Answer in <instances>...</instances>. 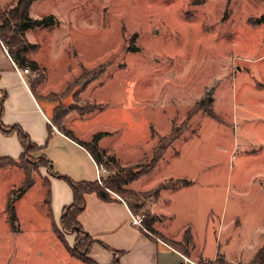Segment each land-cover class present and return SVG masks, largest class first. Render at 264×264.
Here are the masks:
<instances>
[{
    "label": "rangeland",
    "instance_id": "374dc122",
    "mask_svg": "<svg viewBox=\"0 0 264 264\" xmlns=\"http://www.w3.org/2000/svg\"><path fill=\"white\" fill-rule=\"evenodd\" d=\"M16 3L0 0V12ZM31 12L54 20L23 37L26 57L38 65L26 66L25 78L49 117L66 111L65 131L86 144L104 133L97 143L103 160L115 158L122 167L148 164L161 139L180 135L159 166L133 182L148 195L136 215L147 222L164 191L156 198L157 187H150L170 176L197 178L195 187L170 194L173 230L190 225L204 236L212 214L222 212L230 241L225 246L223 239L221 250L237 255L234 218L248 234L264 217V23L255 21L264 0H37ZM41 158L39 150L30 151L20 162L26 170L0 167V264L59 261L57 221L45 202L49 166ZM111 167L105 178L118 170ZM26 173L34 182L15 200L13 229L6 203L25 186ZM180 194L187 197L181 210V200L174 204ZM59 231L83 254L87 239Z\"/></svg>",
    "mask_w": 264,
    "mask_h": 264
},
{
    "label": "crops",
    "instance_id": "0c3cea01",
    "mask_svg": "<svg viewBox=\"0 0 264 264\" xmlns=\"http://www.w3.org/2000/svg\"><path fill=\"white\" fill-rule=\"evenodd\" d=\"M17 68L19 69L5 44L0 41V101L3 108L0 117V157L17 160L24 152L18 134L15 132L6 134L1 127V124L5 127L20 125L30 135L41 155L51 164L52 173L48 171L49 174L45 179L50 182L52 194L50 209L60 228L64 208L74 203V193L69 182L59 175H65L75 181H98L97 162L90 151L79 143L81 141L75 137L70 138L52 123L47 109L38 101L36 94L30 88L25 78L26 74L24 80L21 79ZM168 179H186L190 181V184L165 189L158 200L152 204V214L158 217V220L153 221L151 231L132 222L135 214L125 199L118 194L111 192V200H102L94 192L86 194L85 206L79 213L77 221L85 235L93 239L87 252V261L84 262L78 256H73L65 243L54 234L59 245L61 244V252L56 251V254L54 252L59 259L57 264H113L115 262L116 264H192L191 262L253 264L258 252L264 247V217L261 218L260 223H256L249 230L248 234L245 233L248 226L241 222L239 217H235L233 224L239 225L237 239H240L238 244L242 248L237 255L224 249L222 251L221 243L230 227L222 212L212 214L208 223L213 225L209 232L208 229L203 232L204 236L198 235L190 225L183 226L181 231L173 230L172 220L175 219L176 212L172 211L168 204L173 196L170 194L179 193L183 187H195L198 179L170 176L165 181ZM165 181L150 187L149 190L164 184ZM133 185L134 183L131 185L132 189L137 191L138 189L135 190ZM196 197L197 195L193 198ZM185 198L187 197L180 194L173 198L174 204L178 205L181 200L179 205L182 206V203L186 201ZM161 199H164L162 203ZM182 208L183 206L179 207V210ZM58 216L59 218H56ZM162 220L167 221L168 224ZM187 231L191 236L190 244H187ZM229 241L230 238L227 237L225 246ZM208 243L210 252L206 250ZM247 247H249L248 255L243 259ZM6 259L12 262V258L6 256Z\"/></svg>",
    "mask_w": 264,
    "mask_h": 264
},
{
    "label": "trees",
    "instance_id": "16d2710c",
    "mask_svg": "<svg viewBox=\"0 0 264 264\" xmlns=\"http://www.w3.org/2000/svg\"><path fill=\"white\" fill-rule=\"evenodd\" d=\"M37 0H17V3L11 7L8 8L7 12L3 11L0 12V41L5 44L11 58L14 59L16 64L19 67L31 66L33 70L38 69L37 62L30 61L26 57V52L28 51V46L24 45L23 43V37L25 35V32L30 29H36L39 28V26L43 27H51L54 24V20L52 16H48L41 19H34L31 17L30 14V8L32 4ZM205 0H193L194 4H200L203 3ZM257 23H264V14L259 19L255 20ZM30 45V44H29ZM33 48V45H30ZM1 75V74H0ZM32 90L35 93L34 86H30ZM3 108L0 101V117L2 114ZM207 114H209L211 117H215L214 113L212 111H208ZM66 117V111H62L56 114V116L53 117L52 123L58 127L60 131L65 133L70 138H74L73 134L69 133L68 131H65L63 122ZM2 131L6 134H9L11 132H15L19 136V140L21 142V145L24 149V152L22 155L17 159H13L10 157H0V167L4 166H12V165H18L22 169L26 170V167L24 165H20V162L24 160V157L26 154L30 151H37L39 150L38 147L32 142L31 137L29 134H27L20 125H12L11 127H5L1 124ZM104 133L96 134L91 141V143H83L79 142L83 147H86L87 150L90 151L92 156L94 157L95 161L99 164H106L108 169H112L111 164L114 165L116 169H118L113 175L107 176L108 178H104L103 185H100L98 181L92 182H86V181H75L70 178H68L65 175H59L62 178H65L69 184L71 185L72 192L74 193V203L64 208V213L61 217L60 224L62 228L66 231H72L73 233L76 232L77 235H81L80 239L82 241L83 237L84 239L88 240V244H85L84 250H82V253H75V249L70 248L68 245L66 239L61 235L59 228L56 224L53 226L54 234L57 236L58 239H61L62 242L65 243L68 251L73 254V256H78L80 259H82L84 262L87 261V252L88 249L93 242V239L91 237L86 236L83 232V229L80 224H78L77 217L79 213L84 209L85 206V195L89 192L97 193V195L102 200H111L112 195L111 192H114L118 194L119 196L123 197L125 201L127 202L128 206L131 208L133 214H139L142 207L141 199L146 198L148 195L133 191L129 189L127 186H129L131 183H133L135 180H138L146 175H149L150 172H152L155 168H157L161 162V160L164 159V156L168 149L172 147V144L177 141L180 137V135L172 133V136L165 139H161L160 142L157 144V146L152 150L151 157L149 159L148 164L144 163H138L134 164L133 167H122L115 158H112L108 161L103 160V153L104 151H100L97 147L98 141L103 137ZM164 138V137H163ZM28 160V158H27ZM3 161L4 163H1ZM28 162V161H27ZM26 162V163H27ZM40 162H45L48 166H50V173L51 171V164L44 156H42ZM105 162V163H104ZM109 163V164H108ZM40 166V164L38 165ZM55 175V174H52ZM26 184L22 188L19 189L16 196L13 198H8V201L6 203V211L9 214L8 222L12 226V228L16 229V221H17V210H15V200L17 198H20L23 196V194L27 191V189L33 184V179L30 178V174L26 173ZM45 185L47 186L46 189V196H45V202L47 203L48 209L50 210L49 216L52 217V211L50 209V202H51V191H50V182L48 179H45ZM178 182L176 185H169L170 181L165 182L164 184L159 185L153 192V195L157 198L160 196L161 192L167 188H174L179 187L180 185H187L190 184V181L186 179H180L177 180ZM129 198L136 199L135 203L128 200ZM148 221L143 219V222L145 224V227L148 231L153 230L152 224L153 221H155L157 218L155 215H151V213H147ZM188 232V231H187ZM188 236L187 244L191 243V236L189 235V232L186 233ZM83 235V236H82ZM79 239L76 241V245L78 244ZM113 264H116L113 263ZM253 264H264V247L261 248V250L258 252L257 256L255 257Z\"/></svg>",
    "mask_w": 264,
    "mask_h": 264
},
{
    "label": "built area",
    "instance_id": "2783aa9c",
    "mask_svg": "<svg viewBox=\"0 0 264 264\" xmlns=\"http://www.w3.org/2000/svg\"><path fill=\"white\" fill-rule=\"evenodd\" d=\"M17 70V72L19 73V75H20V77H21V79H23L24 80V76H25V74H27L28 73V69L27 68H25V70H23V69H16ZM108 172V170H107V168H106V166L104 165V164H99V163H97V178H98V182L100 183V185H103V181H104V175L106 174ZM132 222L136 225H139L140 227H142V228H144L145 229V226H144V222H143V220H142V217L140 216V215H134L133 217H132ZM185 260L186 261H188V259L187 258H185ZM189 262H191V261H189ZM192 264H202V263H193V262H191ZM203 264H205V263H203Z\"/></svg>",
    "mask_w": 264,
    "mask_h": 264
},
{
    "label": "water",
    "instance_id": "95a60500",
    "mask_svg": "<svg viewBox=\"0 0 264 264\" xmlns=\"http://www.w3.org/2000/svg\"><path fill=\"white\" fill-rule=\"evenodd\" d=\"M210 92H212V90H210Z\"/></svg>",
    "mask_w": 264,
    "mask_h": 264
}]
</instances>
